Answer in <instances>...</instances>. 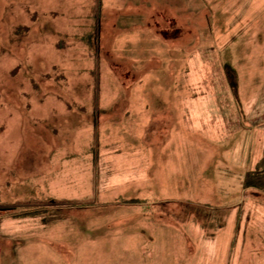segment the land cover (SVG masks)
<instances>
[{"label":"rangeland","instance_id":"374dc122","mask_svg":"<svg viewBox=\"0 0 264 264\" xmlns=\"http://www.w3.org/2000/svg\"><path fill=\"white\" fill-rule=\"evenodd\" d=\"M263 145L264 0H0V264H264Z\"/></svg>","mask_w":264,"mask_h":264},{"label":"crops","instance_id":"0c3cea01","mask_svg":"<svg viewBox=\"0 0 264 264\" xmlns=\"http://www.w3.org/2000/svg\"><path fill=\"white\" fill-rule=\"evenodd\" d=\"M264 146V145H263ZM263 154H264V152H263ZM263 158V159H262ZM261 159L262 160H264V156L263 157H261ZM262 244H264V242L262 243ZM257 250V249H256ZM261 250H264V247L263 248H261ZM236 262H237V260H236Z\"/></svg>","mask_w":264,"mask_h":264}]
</instances>
